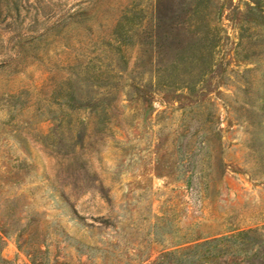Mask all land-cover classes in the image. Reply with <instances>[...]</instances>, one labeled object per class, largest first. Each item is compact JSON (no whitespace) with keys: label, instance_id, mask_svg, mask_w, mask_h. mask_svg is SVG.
Returning <instances> with one entry per match:
<instances>
[{"label":"rangeland","instance_id":"obj_1","mask_svg":"<svg viewBox=\"0 0 264 264\" xmlns=\"http://www.w3.org/2000/svg\"><path fill=\"white\" fill-rule=\"evenodd\" d=\"M0 264H264V0H0Z\"/></svg>","mask_w":264,"mask_h":264}]
</instances>
